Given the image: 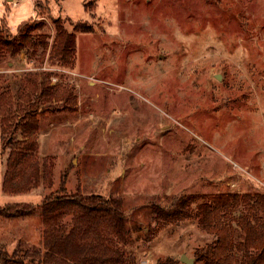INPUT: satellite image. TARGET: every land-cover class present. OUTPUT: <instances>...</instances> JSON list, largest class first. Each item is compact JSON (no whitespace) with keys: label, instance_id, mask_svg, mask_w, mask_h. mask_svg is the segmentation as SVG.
Instances as JSON below:
<instances>
[{"label":"rangeland","instance_id":"obj_1","mask_svg":"<svg viewBox=\"0 0 264 264\" xmlns=\"http://www.w3.org/2000/svg\"><path fill=\"white\" fill-rule=\"evenodd\" d=\"M34 2L0 0V24L15 33L24 20L43 22L51 44L60 17L77 49L69 63L50 48L38 61L25 52L0 60V85L17 101L38 99L41 90L25 99L24 85L43 71L58 91L40 103L41 177L29 192L4 189L0 115V207L36 206L0 212V253L10 258L0 264L42 246L40 207L63 176L70 192L122 201L120 264H186L184 254L203 264L195 251L215 237L195 214L207 196L264 194V0H48L43 16ZM182 198L172 217L155 219ZM230 217L220 222L238 239Z\"/></svg>","mask_w":264,"mask_h":264},{"label":"trees","instance_id":"obj_2","mask_svg":"<svg viewBox=\"0 0 264 264\" xmlns=\"http://www.w3.org/2000/svg\"><path fill=\"white\" fill-rule=\"evenodd\" d=\"M34 3L37 16H43V10L49 7L48 0H35ZM54 23L55 34L51 44V31L47 30L43 22L24 20L15 33H8L6 26L0 24V60L25 52L38 61L50 48L51 54L69 63L77 49L75 32L69 31L60 17L55 18ZM83 25L77 23L76 29ZM40 77L45 79L41 80ZM50 78L51 73L43 71L24 85L30 88L25 93V99L34 101L32 94L42 91L30 106L17 101L9 86L8 89L0 85L2 148L3 152H7L4 177L6 192H29L39 186V107L41 102L46 101L47 94L58 93L49 87ZM66 179L63 176L58 192L47 195L40 207L44 219L42 246L33 251L27 250L21 256L19 249H16L14 261L17 264H120L122 252L113 242L118 238L125 239L127 235L122 201L101 193H83L79 187L77 192H70ZM180 200L174 201L168 212L155 211V219L172 217L174 206L189 203L185 198ZM242 206L247 207L248 213H253V216H243ZM35 208L33 203L15 202L0 207V212L25 215ZM258 210L264 212L262 193L207 196V201L195 216L200 218L204 225L202 227L213 233L215 239L207 246L196 249L197 261L203 264H264V219L256 213ZM180 213V217H183V213ZM227 213L231 215L229 223L232 220L238 225V239L231 224L220 222ZM3 252L0 253V262H8L10 258L4 260ZM168 262L174 264L172 259Z\"/></svg>","mask_w":264,"mask_h":264},{"label":"water","instance_id":"obj_3","mask_svg":"<svg viewBox=\"0 0 264 264\" xmlns=\"http://www.w3.org/2000/svg\"><path fill=\"white\" fill-rule=\"evenodd\" d=\"M181 261L185 262L186 264H194L195 258L184 254L181 258Z\"/></svg>","mask_w":264,"mask_h":264}]
</instances>
